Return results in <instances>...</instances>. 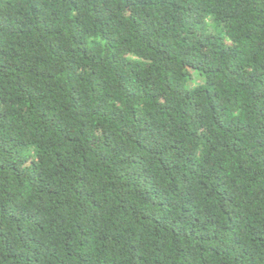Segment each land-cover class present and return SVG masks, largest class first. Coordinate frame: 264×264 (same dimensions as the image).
Instances as JSON below:
<instances>
[{"label": "trees", "instance_id": "obj_1", "mask_svg": "<svg viewBox=\"0 0 264 264\" xmlns=\"http://www.w3.org/2000/svg\"><path fill=\"white\" fill-rule=\"evenodd\" d=\"M0 264H264V0H0Z\"/></svg>", "mask_w": 264, "mask_h": 264}]
</instances>
